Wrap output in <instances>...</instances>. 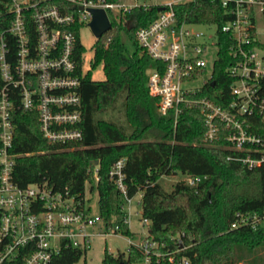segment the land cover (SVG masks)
<instances>
[{
    "label": "built area",
    "instance_id": "1",
    "mask_svg": "<svg viewBox=\"0 0 264 264\" xmlns=\"http://www.w3.org/2000/svg\"><path fill=\"white\" fill-rule=\"evenodd\" d=\"M189 1L11 0L8 13L12 19L0 30V264H48L65 249L86 253L94 236L119 234L118 227H106L99 211H92L86 184L84 195L76 197L47 182L19 187L13 181L17 155L10 150L15 111L36 115L47 144L83 139L79 90L86 72L83 65L78 67L77 43L82 44V26L92 20L90 9L104 10L112 25L134 8L155 6L157 17L148 26L139 27L135 37L158 65L147 72L146 81L148 94L157 100V113L172 114L175 126L182 107L198 110L203 115L204 144L210 146L221 138L226 149L237 153L228 159L249 169L264 168V138L253 127L254 121L264 124V0H210L219 3L228 17L220 28L217 24L179 22L173 6ZM199 26H213L214 35L193 28ZM220 34L228 37L225 73L231 80L223 105L201 95L204 88H215L212 72ZM124 163L125 159L115 162L109 176L117 190L121 221L129 228L131 208L134 204L141 207V194L128 195ZM202 179L187 176L183 182L194 187ZM233 218L229 230L264 228V210L236 212ZM140 221L146 226L149 223L141 213ZM128 242L145 255L141 264H150V250L157 244ZM176 264L190 263L181 258Z\"/></svg>",
    "mask_w": 264,
    "mask_h": 264
},
{
    "label": "trees",
    "instance_id": "2",
    "mask_svg": "<svg viewBox=\"0 0 264 264\" xmlns=\"http://www.w3.org/2000/svg\"><path fill=\"white\" fill-rule=\"evenodd\" d=\"M10 3L0 0V30L12 19ZM173 10L179 22L185 23L217 24L220 28L228 19L219 3L210 0L176 4ZM157 14L155 6L134 8L115 19L110 30L95 42L90 67L101 65L104 80H93L91 70L81 77V141L47 144L34 113L19 110L12 114L15 129L10 152L17 155L13 181L19 187L47 182L76 197L84 195L88 184L89 191L98 194V211L105 226L118 227L120 235L133 239V233L121 221L117 190L109 176L111 166L125 159L124 185L129 196L141 194V217L149 221L145 241L157 244L150 250V264H176L181 258L190 264L245 262L253 251L264 249V228L229 230V226L236 212L264 210V168L249 169L228 159L237 153L226 149L221 138L210 146L204 144L203 115L198 110L182 107L175 126L172 114L157 113V100L148 94L146 81L147 72L158 65L135 37L136 30L151 24ZM122 33L132 51L123 42ZM228 44V37L220 34L212 72L215 88L206 87L201 93L220 105L228 100L231 82L225 73ZM77 50L78 67L82 69L86 50L80 43ZM118 104L123 125L98 118ZM253 127L264 138V124L254 121ZM176 172L203 179L194 187L179 181L171 191H165L159 184L160 177ZM83 254L65 249L48 264H77ZM126 256H113L105 249L102 264H141L145 259L134 245L129 246ZM262 258L253 257L248 264H261Z\"/></svg>",
    "mask_w": 264,
    "mask_h": 264
},
{
    "label": "rangeland",
    "instance_id": "3",
    "mask_svg": "<svg viewBox=\"0 0 264 264\" xmlns=\"http://www.w3.org/2000/svg\"><path fill=\"white\" fill-rule=\"evenodd\" d=\"M143 1V0H140ZM154 0H147V3H152ZM161 2H171V0H157ZM197 31L203 32L206 35H214L215 29L213 26H199V27H193ZM80 39L83 47L86 50V54L84 55L83 59V67L84 72H87L88 70H91L92 79L95 81H103L104 80V72L101 65L97 66V68L92 69L90 67V60L93 57L94 49L93 46L96 42V38L91 32V29L89 26L84 25L82 26L80 30ZM121 38L123 42L126 44L127 48L132 51L131 45L128 43L127 37L124 33H122ZM213 40V39H212ZM118 100L122 102V97H120ZM98 118H101L103 120H110L113 121L119 125L124 124V118L122 117V114L120 112V106L119 104L112 110L105 113V115H98ZM187 178V176L182 175L180 172H176L175 174L171 175H164L161 176L159 179V184L162 186V188L169 192L173 188V186L179 182L184 181ZM86 190L88 192L89 185L86 184ZM87 199L89 201V204L92 206V211L97 212L98 211V194L96 191H89L87 194ZM139 198L136 196V200ZM134 204V203H133ZM132 210V216H131V224L129 226V230L133 233V239L125 238L124 236L120 234L112 235L110 234L107 237L103 236H94L92 237L91 246L86 251L85 254H83L78 261L77 264H102L103 260V254L104 250L106 249L107 252L112 254L113 256L117 254H122L123 256L127 257L128 248L130 246L129 240L133 241L135 244H141L145 241L147 237V226L142 225L140 221V213H141V207L140 205L134 204L131 208ZM137 212V215L135 216L134 213ZM102 231V230H100ZM253 253L247 261L241 262L239 264H248V262L253 257H263L262 260H264V249L259 248L253 251ZM264 262V261H263ZM263 262L261 264H263Z\"/></svg>",
    "mask_w": 264,
    "mask_h": 264
},
{
    "label": "water",
    "instance_id": "4",
    "mask_svg": "<svg viewBox=\"0 0 264 264\" xmlns=\"http://www.w3.org/2000/svg\"><path fill=\"white\" fill-rule=\"evenodd\" d=\"M90 14L92 15V20L88 24L93 32L95 38L99 40L106 31H108L111 27L110 22L108 20L107 14H105L104 10L99 9H90ZM211 85H214L212 83ZM97 161L93 163L94 166L97 165Z\"/></svg>",
    "mask_w": 264,
    "mask_h": 264
}]
</instances>
